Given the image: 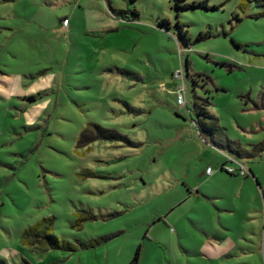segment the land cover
I'll return each instance as SVG.
<instances>
[{"label":"rangeland","instance_id":"374dc122","mask_svg":"<svg viewBox=\"0 0 264 264\" xmlns=\"http://www.w3.org/2000/svg\"><path fill=\"white\" fill-rule=\"evenodd\" d=\"M188 3L0 0V264H264V8Z\"/></svg>","mask_w":264,"mask_h":264},{"label":"trees","instance_id":"16d2710c","mask_svg":"<svg viewBox=\"0 0 264 264\" xmlns=\"http://www.w3.org/2000/svg\"><path fill=\"white\" fill-rule=\"evenodd\" d=\"M189 0H174V9L177 12L180 11H187L189 9H197V8H203V9H210L207 4H197V3H193L190 4L188 3ZM256 4L259 8H264V0H255ZM136 14V12H135ZM235 19H238L239 21H241L239 16H235ZM165 23H167V21H162L161 22V26H163ZM177 27L181 30V33L183 34V36H186V31L184 30V26L178 22ZM236 44V43H235ZM187 70H190V62L188 61L187 63ZM189 78H191V80L194 81L195 84H199V82L202 80L204 81L205 86L208 85V83H212V79L209 76L203 75V74H194V75H188ZM185 94L187 95V93L185 92ZM187 97V96H186ZM31 101L35 102L37 101V97H31L30 98ZM188 106H190L188 104ZM211 106V102H210V98H201V97H197L195 96V101L193 103V107L191 108V106L189 107L191 114H193V112L196 113V115L198 116L197 119H194L195 121V126L198 130V132L200 133V136L203 137L206 141L209 140L210 142L213 143V145H217V143L215 142V131L212 130V125H209V122H216L218 121V119L212 115L209 111V108ZM97 127L98 129H100L98 137L96 138V140H115V141H124L130 145H135L133 144L131 141H129L127 138L123 137L122 135L118 134L115 131H111V130H107V129H103L100 126L97 125H92L91 127ZM213 127H216V125ZM90 131V127L88 129H86L81 138H80V142H82L83 140L87 143L90 142L89 137L86 136V138L84 137L86 134V132ZM208 141V142H209ZM85 144V142H84ZM222 146V145H221ZM224 146V145H223ZM227 147L229 149V151H232L233 153H237L239 155V157H242V153L240 151H236L233 146L231 145V143L228 142ZM231 163V164H230ZM232 165L234 164V159L228 158L224 163H222V166L220 168V171H223L227 174H229L228 172H226L224 170V167L226 165ZM230 176L236 177L237 174H229ZM253 176L255 177L254 173L249 170V176ZM256 181L258 183V185H260L259 180L256 178ZM45 229V228H43ZM42 229V230H43ZM44 238H46L49 241V248H56L58 246H60V241L58 238L54 237L53 235H45ZM37 242V241H36ZM140 249H138L137 254L134 258V260L130 263V264H138L139 262V258H140ZM29 264V263H27Z\"/></svg>","mask_w":264,"mask_h":264},{"label":"built area","instance_id":"2783aa9c","mask_svg":"<svg viewBox=\"0 0 264 264\" xmlns=\"http://www.w3.org/2000/svg\"><path fill=\"white\" fill-rule=\"evenodd\" d=\"M63 25L65 27H68L69 26V20L68 19L63 20ZM185 92L186 91L183 88H181L176 93L177 94V101H178L179 106H184L186 104V94H185ZM224 170L226 172H228L229 174H237V175L241 174V175H245V176L249 174V171L246 168V166L244 164L236 162V161H235L234 165H226L224 167ZM213 172L214 171H213L212 168H209L207 170V174L208 175H212Z\"/></svg>","mask_w":264,"mask_h":264},{"label":"crops","instance_id":"0c3cea01","mask_svg":"<svg viewBox=\"0 0 264 264\" xmlns=\"http://www.w3.org/2000/svg\"><path fill=\"white\" fill-rule=\"evenodd\" d=\"M65 19H67V17H65L63 20H65ZM63 20H62V22H63ZM70 26H71V22H70V21H69V26H68V27H65V26L62 24V27H63V29H65V30H68V29L70 28ZM227 158L234 159V161L236 160V158H235V157H233V156H230V157H229V156H227ZM236 162H239V163H242V164H244V162H243V161H241V160H239V159H238ZM234 163H235V162H234ZM244 165H245V164H244ZM209 168H210V167H208V168H207V170H208ZM207 170H206V175H207V176H210V175H208V174H207ZM213 171H214V170H213ZM251 171H252V170H251ZM220 172H223V171H220ZM252 172H253V171H252ZM213 173H214V172H213ZM227 175H229V174H227ZM227 177H228V176H227ZM229 177H231V178H232L233 176H230V175H229Z\"/></svg>","mask_w":264,"mask_h":264}]
</instances>
